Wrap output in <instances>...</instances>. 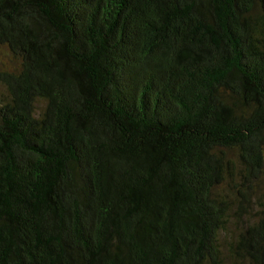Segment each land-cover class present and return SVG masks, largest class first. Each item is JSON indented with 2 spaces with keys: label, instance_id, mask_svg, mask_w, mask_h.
Masks as SVG:
<instances>
[{
  "label": "trees",
  "instance_id": "trees-1",
  "mask_svg": "<svg viewBox=\"0 0 264 264\" xmlns=\"http://www.w3.org/2000/svg\"><path fill=\"white\" fill-rule=\"evenodd\" d=\"M0 47V264H264V0H0Z\"/></svg>",
  "mask_w": 264,
  "mask_h": 264
},
{
  "label": "rangeland",
  "instance_id": "rangeland-1",
  "mask_svg": "<svg viewBox=\"0 0 264 264\" xmlns=\"http://www.w3.org/2000/svg\"><path fill=\"white\" fill-rule=\"evenodd\" d=\"M20 62L19 60L14 57V55L10 52V50L6 47H0V70H13L16 69L19 66ZM7 92L6 89L3 86H0V98H6ZM45 107V102L43 100H38L36 103L37 112H41ZM227 186H222V190L226 189ZM257 195L262 196L264 195V181L259 184L258 187H256ZM238 227L240 226V222L237 223ZM228 231L226 234H221L220 236V242L223 246V249L225 250V244L229 241L232 236L237 233L236 232V225L232 224V220H229L228 222ZM234 233V234H233ZM225 264H230L227 253L225 252Z\"/></svg>",
  "mask_w": 264,
  "mask_h": 264
}]
</instances>
